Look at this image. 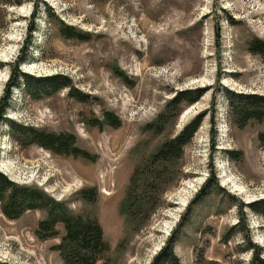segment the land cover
<instances>
[{
  "label": "rangeland",
  "instance_id": "rangeland-1",
  "mask_svg": "<svg viewBox=\"0 0 264 264\" xmlns=\"http://www.w3.org/2000/svg\"><path fill=\"white\" fill-rule=\"evenodd\" d=\"M255 38L264 41V0H0V52L9 53L0 54V107L13 64L25 54L21 71L61 74L74 88L43 83L30 95L23 79L10 87L0 172L96 218L110 264H151L170 235L180 264H253L249 240L264 258V216L249 207L264 197V118L237 122L231 100L236 93L264 96V61L248 50ZM196 89L203 94L161 131L148 126L176 92ZM107 112L118 127L105 123ZM198 114L182 155L156 163L151 203L136 219L127 216L121 206L133 173L131 195L141 197L140 165ZM21 125L70 133L95 160L53 153L30 138L19 145L12 135ZM189 182L195 186L182 207ZM45 215L33 209L9 219L0 212L1 263L64 264L55 248L62 223L56 236H37Z\"/></svg>",
  "mask_w": 264,
  "mask_h": 264
},
{
  "label": "trees",
  "instance_id": "trees-1",
  "mask_svg": "<svg viewBox=\"0 0 264 264\" xmlns=\"http://www.w3.org/2000/svg\"><path fill=\"white\" fill-rule=\"evenodd\" d=\"M61 34L67 38L74 36L67 29H61ZM248 50L251 53L258 54L264 61L263 40L255 38L250 42ZM26 57L27 54L20 56L13 64L12 79L8 85L6 96L3 99V101H6H4V107H0V120L3 119L5 110L9 105L10 87L20 86L21 79L27 82V91L30 95L39 93L40 89L44 87H39L38 84L42 85L43 83L47 86L46 88L55 91L64 87H68L71 92L74 91L71 80L61 74L38 78L21 71L18 65ZM1 65L0 63V67ZM115 72L126 80V75L123 71L117 69ZM203 91V89H196L176 92L172 99L166 103L165 108L155 116L148 126L156 131H161L162 125L171 116H176L184 103L190 104L198 100ZM231 109L234 112L235 118H237V122H245L249 119L262 120L264 118V96L236 93L235 99L231 100ZM173 110L176 112L174 113L175 115L172 113ZM103 116L105 123L112 127L119 126L120 120L113 113L107 112ZM201 121L202 115L198 114L178 134L165 140L155 155H152L140 165L141 167L138 168V172L140 173V179L144 188L141 197L131 195L134 193L132 192V184L134 185L137 181L136 171L133 173V180H131V185L128 187L121 206L123 213L136 219L142 208H146V204L151 203L153 184L160 174L159 165H156V163L164 160H175L180 157L186 145L190 143L194 132L200 126ZM19 129V135L15 133L12 135L13 140L19 145H22L25 139L30 138L32 144L39 145L53 153H64L74 157L80 156L95 160L96 156L94 154L75 144L76 138L70 133H55L45 129L22 125L19 126ZM258 138L264 148V131L259 132ZM212 141L214 145L215 141ZM227 152L230 153V151ZM211 174H213V171H211ZM140 179L138 180L140 181ZM87 196L84 193L83 199L88 198ZM249 207L255 213L264 216V197L253 201L249 204ZM33 209H41L46 212L45 217L38 222L37 236L39 238L56 236L58 234L56 225L62 223L64 232L60 236V242L55 248L60 251L64 264H110L108 259L104 257L109 249V245L103 238L102 228L96 218L88 212H73L68 208L65 201L54 199L35 185L16 183L0 172V212L9 219H16L25 211ZM173 244L172 235H170L165 245L155 255L151 264H180L174 253ZM247 247L254 252L253 264H264V258L260 257L263 248L252 243L250 240L247 242ZM0 264L7 263L0 262Z\"/></svg>",
  "mask_w": 264,
  "mask_h": 264
},
{
  "label": "bare ground",
  "instance_id": "bare-ground-1",
  "mask_svg": "<svg viewBox=\"0 0 264 264\" xmlns=\"http://www.w3.org/2000/svg\"><path fill=\"white\" fill-rule=\"evenodd\" d=\"M0 54L3 55L4 58H7L9 53H8V51H6V49H3V50H1ZM3 61H6V60H3ZM194 186L195 185L192 182H189L187 184L185 191H183V194H182L183 198L181 199V203H180V205L182 207H184V204H185V202H186V200H187V198L189 196V193L193 191ZM234 189H236V191H238L239 193H244L245 192L242 187L241 188H237V186H235V185H234ZM164 235H168V230L166 228H165V231H164Z\"/></svg>",
  "mask_w": 264,
  "mask_h": 264
}]
</instances>
